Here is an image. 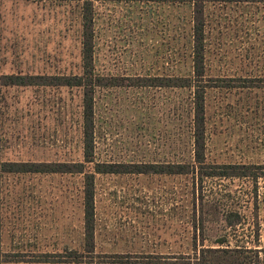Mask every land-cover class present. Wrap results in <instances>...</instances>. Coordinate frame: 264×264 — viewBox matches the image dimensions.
<instances>
[{"label": "rangeland", "instance_id": "374dc122", "mask_svg": "<svg viewBox=\"0 0 264 264\" xmlns=\"http://www.w3.org/2000/svg\"><path fill=\"white\" fill-rule=\"evenodd\" d=\"M82 5L1 1L0 72L35 82L1 90V161H83L81 89L37 78L81 75ZM191 10L93 3L94 74L108 85L94 93L95 162H192L191 91L131 86L192 77ZM204 20L202 84L215 85L204 94L205 162L264 165V2H208ZM94 188L98 264H179L192 253L194 210L204 219L203 247L258 250L253 262L264 264V178L207 180L202 211L190 175L95 174ZM1 198V249L12 259L4 264H75L55 256L81 249L82 175H5ZM226 210L239 222L228 227Z\"/></svg>", "mask_w": 264, "mask_h": 264}, {"label": "trees", "instance_id": "16d2710c", "mask_svg": "<svg viewBox=\"0 0 264 264\" xmlns=\"http://www.w3.org/2000/svg\"><path fill=\"white\" fill-rule=\"evenodd\" d=\"M3 0H0V3ZM49 1V0H28ZM71 1V0H53ZM82 1L81 12V75L53 77L54 84L47 82V77H37L42 80V85H57L63 87H75L82 91V162L72 164L58 163L51 165L42 162L1 161L0 160V264L12 261L7 253L1 249L2 230V179L5 175L12 174H48V173H71L82 175V208H83V238L80 251L74 250L68 256L58 254L55 256L57 263L75 264H98L102 263V255L95 252L94 230H95V208H94V179L95 174H168V175H190L192 186H199V204L201 211L205 200L202 195L204 184L207 180L215 178L246 179L250 178L257 182L264 178V165L244 164H211L205 162V108L204 94L207 88L215 87L214 84H202L204 72V50H205V20L204 6L208 2H264V0H76ZM95 1H157L171 3H189L191 5V63L192 77L152 78L156 84H132L131 86H152L164 88L188 89L191 91V140H192V162L191 163H146V164H107L94 161V93L97 88L108 86L102 77L94 74L93 66V3ZM199 80L194 84L193 79ZM229 82V80H228ZM34 77L28 75L2 74L0 72V149H1V90L8 86H30L34 85ZM118 84L112 83L110 86ZM85 164H92L93 171H85ZM195 201V199H194ZM195 204V202H194ZM208 214V213H207ZM226 225L233 226L239 222L238 213L226 210L224 213ZM200 225V236L197 237V227ZM203 225L202 214H193V247L192 253L180 257L179 264H255L258 261V250H250L244 247L218 248L203 247ZM216 243H226L222 237ZM257 251V252H253ZM252 254V255H251ZM50 260L45 259L44 262Z\"/></svg>", "mask_w": 264, "mask_h": 264}]
</instances>
